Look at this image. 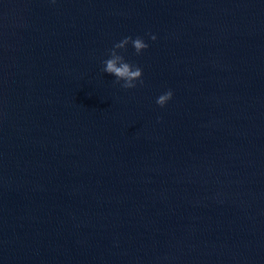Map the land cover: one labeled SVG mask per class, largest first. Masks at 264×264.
I'll use <instances>...</instances> for the list:
<instances>
[{"label": "water", "instance_id": "1", "mask_svg": "<svg viewBox=\"0 0 264 264\" xmlns=\"http://www.w3.org/2000/svg\"><path fill=\"white\" fill-rule=\"evenodd\" d=\"M0 264H264V0H0Z\"/></svg>", "mask_w": 264, "mask_h": 264}, {"label": "clouds", "instance_id": "2", "mask_svg": "<svg viewBox=\"0 0 264 264\" xmlns=\"http://www.w3.org/2000/svg\"><path fill=\"white\" fill-rule=\"evenodd\" d=\"M53 2H55V0H53ZM149 37L153 41L158 39L156 35L151 33H149ZM129 44L134 48L136 55L143 54V52L150 47L141 36L135 38L127 36L121 41L115 43L109 50V58L103 61L102 68L104 73L115 77L114 82L125 90L138 87L137 82H139L140 86H143L145 83L143 79V69L139 65L132 64L126 60L122 53V50H127ZM173 96V91L169 89L157 97L156 103L163 108L170 100H172Z\"/></svg>", "mask_w": 264, "mask_h": 264}]
</instances>
